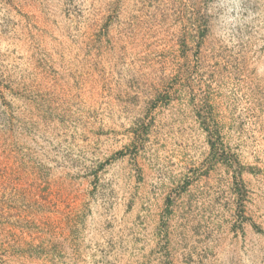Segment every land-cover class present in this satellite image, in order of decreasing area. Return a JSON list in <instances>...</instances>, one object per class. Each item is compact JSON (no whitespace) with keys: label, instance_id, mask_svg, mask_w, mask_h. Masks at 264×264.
Wrapping results in <instances>:
<instances>
[{"label":"rangeland","instance_id":"obj_1","mask_svg":"<svg viewBox=\"0 0 264 264\" xmlns=\"http://www.w3.org/2000/svg\"><path fill=\"white\" fill-rule=\"evenodd\" d=\"M0 264H264V0H0Z\"/></svg>","mask_w":264,"mask_h":264}]
</instances>
